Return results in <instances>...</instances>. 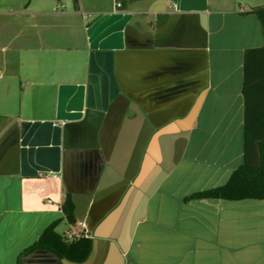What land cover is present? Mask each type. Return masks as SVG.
I'll return each instance as SVG.
<instances>
[{
  "label": "crops",
  "instance_id": "1",
  "mask_svg": "<svg viewBox=\"0 0 264 264\" xmlns=\"http://www.w3.org/2000/svg\"><path fill=\"white\" fill-rule=\"evenodd\" d=\"M58 2L0 0V264L67 194L89 258L21 264H264V200L189 199L244 162L264 0Z\"/></svg>",
  "mask_w": 264,
  "mask_h": 264
},
{
  "label": "trees",
  "instance_id": "2",
  "mask_svg": "<svg viewBox=\"0 0 264 264\" xmlns=\"http://www.w3.org/2000/svg\"><path fill=\"white\" fill-rule=\"evenodd\" d=\"M124 4L125 0H117ZM264 24V5L255 6L250 11ZM245 98L244 119V162L229 180L221 186L190 196L189 199H224L240 201L246 199L264 200V49L251 51L246 62L243 88ZM63 219L75 225V205L70 194L62 204ZM61 220L48 226L36 242L19 257L39 251H49L62 260L84 263L92 251V239L85 236L68 239L57 231Z\"/></svg>",
  "mask_w": 264,
  "mask_h": 264
},
{
  "label": "built area",
  "instance_id": "3",
  "mask_svg": "<svg viewBox=\"0 0 264 264\" xmlns=\"http://www.w3.org/2000/svg\"><path fill=\"white\" fill-rule=\"evenodd\" d=\"M117 6L121 7V4L118 3ZM62 204H61V207H62ZM84 231L85 230L83 228L82 223L77 222L75 225H70V229L65 232V236L68 239L72 240V239H75V238L82 236L83 234H85V236H86V233Z\"/></svg>",
  "mask_w": 264,
  "mask_h": 264
},
{
  "label": "rangeland",
  "instance_id": "4",
  "mask_svg": "<svg viewBox=\"0 0 264 264\" xmlns=\"http://www.w3.org/2000/svg\"><path fill=\"white\" fill-rule=\"evenodd\" d=\"M55 1V0H54ZM59 0H56V3L58 2ZM72 3H74V0H72ZM58 5H60V7L62 6L60 2H58ZM65 228V223H61L58 228H57V231L61 234H63V229Z\"/></svg>",
  "mask_w": 264,
  "mask_h": 264
},
{
  "label": "water",
  "instance_id": "5",
  "mask_svg": "<svg viewBox=\"0 0 264 264\" xmlns=\"http://www.w3.org/2000/svg\"><path fill=\"white\" fill-rule=\"evenodd\" d=\"M47 252V253H50V254H52L56 259H58V260H62V259H60L57 255H55L54 253H52V252H49V251H44V250H39V251H36V252ZM35 253V252H34ZM33 254V253H32ZM31 255V254H30ZM64 261H67V262H70V261H68V260H64Z\"/></svg>",
  "mask_w": 264,
  "mask_h": 264
}]
</instances>
